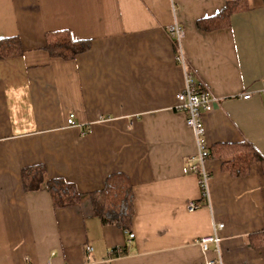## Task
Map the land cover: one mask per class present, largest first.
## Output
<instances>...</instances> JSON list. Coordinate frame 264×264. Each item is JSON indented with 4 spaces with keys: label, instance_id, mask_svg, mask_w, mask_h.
<instances>
[{
    "label": "crops",
    "instance_id": "obj_1",
    "mask_svg": "<svg viewBox=\"0 0 264 264\" xmlns=\"http://www.w3.org/2000/svg\"><path fill=\"white\" fill-rule=\"evenodd\" d=\"M227 1L0 0V37L17 35L24 49L0 59V264H264V245L249 241L264 230L259 165L232 177L208 159L203 203L188 171L194 135L174 109L184 77L171 3L186 67L215 97L202 115L208 146L245 141L264 157V0H243L229 27L197 26ZM63 29L89 42L71 60L43 48L45 32ZM36 164L73 183L79 202L54 208L45 183L26 191L21 170ZM114 172L133 184L131 239L92 211L90 193ZM215 224L219 249L203 254L196 239Z\"/></svg>",
    "mask_w": 264,
    "mask_h": 264
},
{
    "label": "trees",
    "instance_id": "obj_2",
    "mask_svg": "<svg viewBox=\"0 0 264 264\" xmlns=\"http://www.w3.org/2000/svg\"><path fill=\"white\" fill-rule=\"evenodd\" d=\"M247 7L243 0H228L216 14L197 20L199 28L207 31L229 27L231 16ZM44 50L51 57L71 60L77 54L87 50V40H75L69 30H54L44 33ZM20 38L15 36L0 37V59L19 57L23 54ZM208 159H223L220 168L232 177H241L249 173L250 167L258 164L264 176V157L245 141L219 143L208 146ZM21 179L26 191L38 189L43 183L51 195L54 208L77 204L80 193L76 186L62 178H47L43 164L25 166L21 170ZM93 214L102 225H113L127 237L132 230L134 214L133 184L123 172L109 174L100 190L90 193ZM203 203L205 200L200 197ZM251 247L264 245V230L249 235Z\"/></svg>",
    "mask_w": 264,
    "mask_h": 264
},
{
    "label": "built area",
    "instance_id": "obj_3",
    "mask_svg": "<svg viewBox=\"0 0 264 264\" xmlns=\"http://www.w3.org/2000/svg\"><path fill=\"white\" fill-rule=\"evenodd\" d=\"M177 10V6L174 3H171L173 20L167 26L168 34L170 38L175 42V60L182 67L184 77L183 86L176 95L177 103L174 106V109L184 115L185 124L193 132L196 152L189 159L190 163L188 166V171L196 175L200 189V195L205 200L206 204L209 205L208 185L211 175L206 166L209 153L208 144L205 138V127L202 122V115L204 112L213 110L215 97H213L206 90H203L199 87L198 83L194 79L193 74L186 67L182 45L184 29L177 18ZM243 97L248 98L250 97V94L245 93ZM75 123L76 122L74 120V114L70 113L67 117V124L72 126ZM197 206L198 204L191 201L187 204V209L192 210ZM221 228L222 224H215V226H213V233L211 235L196 239V243L200 247L203 254L206 253L210 243H215L218 251L220 246V237L217 234V230ZM132 237L133 233H130L128 239H131ZM91 249L92 248L90 246L86 247L87 251H90ZM115 252L119 253V249H116ZM216 262L221 264L220 257L217 261L205 260L200 264H215Z\"/></svg>",
    "mask_w": 264,
    "mask_h": 264
}]
</instances>
